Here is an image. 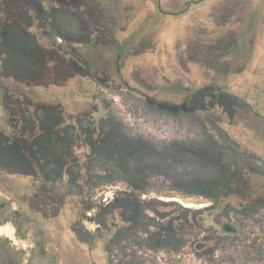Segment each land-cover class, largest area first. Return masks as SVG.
<instances>
[{
    "label": "rangeland",
    "instance_id": "1",
    "mask_svg": "<svg viewBox=\"0 0 264 264\" xmlns=\"http://www.w3.org/2000/svg\"><path fill=\"white\" fill-rule=\"evenodd\" d=\"M153 1L0 0L8 264H264V21Z\"/></svg>",
    "mask_w": 264,
    "mask_h": 264
},
{
    "label": "flooded vegetation",
    "instance_id": "2",
    "mask_svg": "<svg viewBox=\"0 0 264 264\" xmlns=\"http://www.w3.org/2000/svg\"><path fill=\"white\" fill-rule=\"evenodd\" d=\"M206 0H167L168 3H171L172 8H179L175 11H168L163 8V2L162 0H154L153 2L156 5V8L163 13L166 14H184L186 13L192 5H198ZM252 0H219L216 2V5L219 6L221 9V12L217 14L218 18H220L221 21L217 22V25L220 27L221 25L230 24V20L232 19L231 23L244 21L245 28H242L239 30V32H234L231 27H228L227 29L221 30L219 32H216L214 36H212L211 40L212 43H210V47L213 50V57H214V63L224 64L225 62L220 61V57L223 56L226 52V50L232 45L236 44V41L241 39L247 38L246 36L250 35L248 38V41L250 45H252L253 37L251 33H248L247 30H250L253 26V23L257 21L258 19H261L264 21V16L262 14L261 8H256L253 6ZM261 3L264 4V0H259ZM173 4V5H172ZM238 10L240 13L244 12V16H237L236 17V11ZM236 18V19H235ZM247 105H249L248 102H246ZM257 114L256 112H254ZM9 261L7 260V257H4L2 254L0 255V264H8ZM19 264H23L21 261Z\"/></svg>",
    "mask_w": 264,
    "mask_h": 264
},
{
    "label": "water",
    "instance_id": "3",
    "mask_svg": "<svg viewBox=\"0 0 264 264\" xmlns=\"http://www.w3.org/2000/svg\"><path fill=\"white\" fill-rule=\"evenodd\" d=\"M223 228H224L225 231H228V232L234 230V228L231 227V226H229L228 224H224V225H223ZM204 245H205V243H203V242H197V243L195 244V248H196V249H201Z\"/></svg>",
    "mask_w": 264,
    "mask_h": 264
},
{
    "label": "trees",
    "instance_id": "4",
    "mask_svg": "<svg viewBox=\"0 0 264 264\" xmlns=\"http://www.w3.org/2000/svg\"><path fill=\"white\" fill-rule=\"evenodd\" d=\"M13 226H14V228H15L16 231H18L19 228H20L19 223H13Z\"/></svg>",
    "mask_w": 264,
    "mask_h": 264
}]
</instances>
